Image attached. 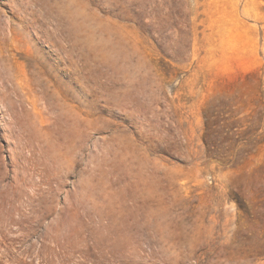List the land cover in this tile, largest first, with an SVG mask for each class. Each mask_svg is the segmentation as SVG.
<instances>
[{
  "label": "rangeland",
  "instance_id": "374dc122",
  "mask_svg": "<svg viewBox=\"0 0 264 264\" xmlns=\"http://www.w3.org/2000/svg\"><path fill=\"white\" fill-rule=\"evenodd\" d=\"M0 264H264V0H0Z\"/></svg>",
  "mask_w": 264,
  "mask_h": 264
},
{
  "label": "trees",
  "instance_id": "16d2710c",
  "mask_svg": "<svg viewBox=\"0 0 264 264\" xmlns=\"http://www.w3.org/2000/svg\"><path fill=\"white\" fill-rule=\"evenodd\" d=\"M207 144V142H205Z\"/></svg>",
  "mask_w": 264,
  "mask_h": 264
}]
</instances>
